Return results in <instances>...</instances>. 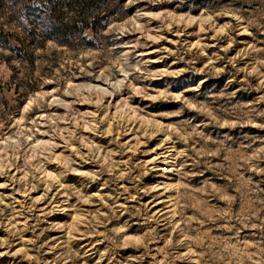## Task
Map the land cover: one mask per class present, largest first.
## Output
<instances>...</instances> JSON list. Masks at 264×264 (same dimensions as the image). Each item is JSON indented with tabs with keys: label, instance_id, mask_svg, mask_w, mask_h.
I'll return each mask as SVG.
<instances>
[{
	"label": "rangeland",
	"instance_id": "1",
	"mask_svg": "<svg viewBox=\"0 0 264 264\" xmlns=\"http://www.w3.org/2000/svg\"><path fill=\"white\" fill-rule=\"evenodd\" d=\"M0 264H264V0H0Z\"/></svg>",
	"mask_w": 264,
	"mask_h": 264
}]
</instances>
